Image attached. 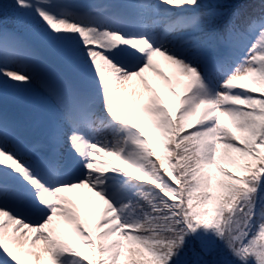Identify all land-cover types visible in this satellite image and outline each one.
Returning a JSON list of instances; mask_svg holds the SVG:
<instances>
[{"label": "snow or ice", "instance_id": "obj_1", "mask_svg": "<svg viewBox=\"0 0 264 264\" xmlns=\"http://www.w3.org/2000/svg\"><path fill=\"white\" fill-rule=\"evenodd\" d=\"M0 15V264H264V0Z\"/></svg>", "mask_w": 264, "mask_h": 264}, {"label": "rangeland", "instance_id": "obj_2", "mask_svg": "<svg viewBox=\"0 0 264 264\" xmlns=\"http://www.w3.org/2000/svg\"><path fill=\"white\" fill-rule=\"evenodd\" d=\"M84 1V3L88 4V3H98L99 0H82ZM161 66L162 69L169 75H173V70L170 69L163 61H161ZM150 77L152 74H149ZM173 79L175 80V77H173ZM154 86L158 88V90H160V86L162 85V82L157 83L155 80H153ZM179 87V86H178ZM122 166V165H121ZM69 195H80V196H85L87 194V189H78L76 190L74 193L70 192L68 193Z\"/></svg>", "mask_w": 264, "mask_h": 264}, {"label": "trees", "instance_id": "obj_3", "mask_svg": "<svg viewBox=\"0 0 264 264\" xmlns=\"http://www.w3.org/2000/svg\"><path fill=\"white\" fill-rule=\"evenodd\" d=\"M9 24L11 26H13L12 24L18 25L17 21H14L12 16L0 15V27L8 26Z\"/></svg>", "mask_w": 264, "mask_h": 264}]
</instances>
